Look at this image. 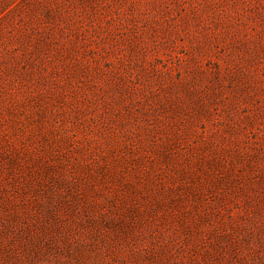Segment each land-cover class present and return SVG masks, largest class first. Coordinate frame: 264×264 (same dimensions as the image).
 <instances>
[{
	"label": "rangeland",
	"instance_id": "rangeland-1",
	"mask_svg": "<svg viewBox=\"0 0 264 264\" xmlns=\"http://www.w3.org/2000/svg\"><path fill=\"white\" fill-rule=\"evenodd\" d=\"M0 264H264V0H0Z\"/></svg>",
	"mask_w": 264,
	"mask_h": 264
}]
</instances>
